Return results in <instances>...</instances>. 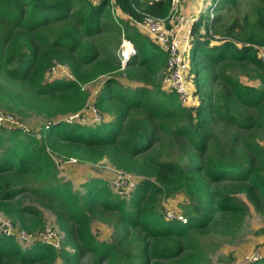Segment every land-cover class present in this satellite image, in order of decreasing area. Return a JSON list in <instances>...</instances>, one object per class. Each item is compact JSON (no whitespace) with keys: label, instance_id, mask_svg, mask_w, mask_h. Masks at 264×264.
Segmentation results:
<instances>
[{"label":"trees","instance_id":"obj_1","mask_svg":"<svg viewBox=\"0 0 264 264\" xmlns=\"http://www.w3.org/2000/svg\"><path fill=\"white\" fill-rule=\"evenodd\" d=\"M171 2L113 5L140 24L146 14L164 20ZM208 2L189 29L187 71L199 104L183 107L175 93L155 84L166 68L163 49L113 17L110 0H0V108L45 121L38 134L0 131V213L28 234L41 233L43 224H32L38 203L53 209L65 234L57 248L33 242L22 249L1 233L0 264H205L204 237L234 238L243 227L248 206L241 196L264 217V68L258 58L264 0H251V14L242 17L239 0ZM122 36L135 49L123 72L108 43ZM55 65L67 67L71 78L47 80ZM247 67L258 85L235 77ZM122 74L142 85L122 86L115 79ZM102 77L92 106L101 120L67 122L87 108L84 86ZM53 156L107 160L138 183L126 196L101 179L75 191L58 179ZM174 196L183 197L184 221L166 218L161 202ZM104 215L119 226L112 243L91 231L90 217L107 221Z\"/></svg>","mask_w":264,"mask_h":264},{"label":"rangeland","instance_id":"obj_2","mask_svg":"<svg viewBox=\"0 0 264 264\" xmlns=\"http://www.w3.org/2000/svg\"><path fill=\"white\" fill-rule=\"evenodd\" d=\"M100 0H98L99 2ZM151 1V0H149ZM251 0H239V17H242L246 13L248 15L251 14ZM209 2L208 0H172L171 8L169 10L168 15L165 17L164 26L166 28H172L178 32L179 36H182L184 32L189 31L191 25L194 20H196L199 15L206 14ZM113 9V17L116 19L127 21L129 25L134 26L140 33H145L140 24L133 22L131 18H128L126 15L120 13V11L115 7V5H111ZM146 34V33H145ZM121 37L120 41L112 40L108 41L113 46L114 49V57L118 60V54L121 50ZM190 43L183 46V59L188 62V54L192 53V47H190ZM125 67V66H124ZM124 67L120 71H124ZM254 69L252 67H247L243 70L237 69L234 72L237 80L243 84L248 86H256L258 85V80H256ZM188 72V73H187ZM186 72V83L188 86L189 93L191 95L192 100L187 103H181L183 107H192L197 106L199 104V100L192 94L197 90V85L195 84V79L190 74L189 71ZM165 69L162 70L158 77L155 80V84L159 86L160 91L171 92L168 86L164 83L165 77ZM69 70L65 68L64 72L52 74L51 72L47 74V80H67L70 79ZM115 79H117L120 84L126 88H136L138 85H142L138 82L128 81L124 74L116 75ZM105 78L102 77L93 83H90L84 86V90L89 93V101L87 108L84 109L77 119L78 121L93 126L97 125V119L94 114L90 112V109L93 106L94 99L96 98L98 92L103 86ZM144 85V84H143ZM213 85V84H212ZM214 91H218V87L213 85ZM206 97V96H204ZM7 114L4 110L0 108V115ZM15 126H22L23 129L29 130L34 134H38V131L42 125L45 124V121L42 118L36 117L34 115L30 116L26 119H20L17 116H14ZM99 119L101 120V116L99 115ZM98 118V117H97ZM99 120V121H100ZM96 123V124H95ZM10 125L5 124L3 127L0 126V131L2 128L7 130H13L9 128ZM222 132L230 133L232 132L229 128H222ZM264 145V142H260ZM173 154H176V149L171 150ZM53 161L56 166L58 179L66 182H70L73 185V189L76 191H80L81 185L90 179H101L108 183V186L111 188L114 185L115 177L117 176V170L107 161L102 160L95 164H87L80 163L74 160L65 161L61 157L53 156ZM129 180L134 182V184L138 183V177L128 175ZM127 180V177H126ZM123 188H125L124 196L132 193L134 190L131 187H127L129 181L122 182ZM116 187V186H115ZM113 190V188H112ZM241 199L248 206V212L246 214V218L243 223V227L239 232L236 233L234 238L223 237L219 235H209L202 239L201 245L203 252L206 255V263L205 264H258L260 260H264V217L257 213L252 206V204L247 201L243 196ZM183 197L182 196H174L169 199H163L161 202L163 210L173 212L174 214H180L181 206H182ZM27 202V201H26ZM37 208L40 212L39 217L35 218L33 221V226L35 223H42L44 233L49 234V242L54 243L57 246L62 245L65 234L64 230L59 226L58 220L56 218V214L53 209L50 207H41L36 204ZM180 212V213H179ZM181 215V214H180ZM107 221H100L96 217H90V227L93 235L97 238L99 242L104 243H112L117 239V233L119 232V226L116 224L115 219H111L106 217ZM3 214L0 213V234L2 233L1 221L4 220ZM17 224V229L18 228ZM42 233V232H41ZM40 234L38 230L33 233L34 237H37ZM15 243H17L22 249L29 247L36 239H33L29 242H24L17 238L16 235L11 236ZM46 239H48L46 235ZM67 251L72 253V250L66 248ZM255 260H257L255 262ZM85 264H91V261L85 260ZM55 264H60L56 261Z\"/></svg>","mask_w":264,"mask_h":264},{"label":"built area","instance_id":"obj_3","mask_svg":"<svg viewBox=\"0 0 264 264\" xmlns=\"http://www.w3.org/2000/svg\"><path fill=\"white\" fill-rule=\"evenodd\" d=\"M110 2L113 5L114 0H110ZM163 23V20L158 19L152 15L146 14L143 15L140 25L143 30L152 38V40L157 45H159L163 49L164 53L167 55L164 83L168 86L170 91L177 95L179 101L187 103L190 102L192 98L186 83V72L188 70V62L183 59V46L185 47V45L189 43L190 33L189 31H186L183 33L182 36H179L177 31L172 28H166ZM134 55L135 49L132 43L129 40L123 38L121 40V50L118 55L120 66L123 68L126 65L127 60H129ZM258 58L264 68V47L260 50ZM65 68L67 67L55 65L51 68L50 72L52 74L64 72ZM68 77L71 78L70 75ZM90 112L98 117H96L98 121L100 120L98 113L93 107L90 109ZM78 118L79 115L70 116L68 117L67 122L77 120ZM15 120L16 118L14 116L5 113L3 115H0V126L3 127L5 124H8L10 125V129L21 130L24 133L29 132V130L23 129L22 126H15ZM116 172L118 173L117 176H114V185L116 187L113 186V190L110 187L112 191L117 192L120 195L123 194V190L126 188H123L124 184L122 182L124 180L129 181L127 187L129 186L131 188H134V182H131L129 180L128 175H125L120 171ZM166 218L170 220L177 218L178 220L184 221L183 217L180 214H174L170 211L166 212ZM1 228L2 233L7 237L16 235L17 238L24 242H29L33 239H36L35 242H40L45 245H54L56 248L58 247L56 244L49 242V239L51 238L49 234L42 232L37 237H34L33 234H28L24 230L17 229L14 225L11 224L8 219H4L1 221ZM46 235L48 239H46ZM256 261L257 260H255V262Z\"/></svg>","mask_w":264,"mask_h":264},{"label":"crops","instance_id":"obj_4","mask_svg":"<svg viewBox=\"0 0 264 264\" xmlns=\"http://www.w3.org/2000/svg\"><path fill=\"white\" fill-rule=\"evenodd\" d=\"M145 32V31H144ZM146 33V32H145ZM145 33H141L142 35H144V36H146V37H149L150 39H152L147 33L145 34Z\"/></svg>","mask_w":264,"mask_h":264}]
</instances>
